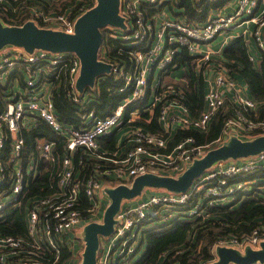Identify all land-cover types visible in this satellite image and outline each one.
<instances>
[{
    "label": "built area",
    "instance_id": "built-area-1",
    "mask_svg": "<svg viewBox=\"0 0 264 264\" xmlns=\"http://www.w3.org/2000/svg\"><path fill=\"white\" fill-rule=\"evenodd\" d=\"M173 6L169 0H120L119 14L125 28H108L111 36L121 40L119 52L126 53L125 58L108 59L100 48L99 59L109 62L112 73L122 80L117 90L126 93L123 99L127 100H120L115 110L105 116L92 110L83 113V127L60 120L52 95L42 84V74L57 78L61 68L67 67L69 83L75 87L81 67L76 54L43 49L30 53L13 45L9 50L0 49V217L23 204L27 227L25 236L0 232V264H58L64 248L70 251L65 264H81L84 250L77 247L78 234L83 235L88 222L99 221L97 217L90 221L87 218L100 210L104 213L102 206L109 198L107 188L120 183L131 186L136 176L149 172L178 176L195 159L232 136L243 139L264 133V118L251 117L257 116L263 101L248 95L246 82L236 79L208 45L225 31L241 27L243 34L251 28L264 55V0H235L228 13L219 9L198 23L182 10L171 16L166 10L176 9ZM29 7L44 23H53L50 28L74 32L78 16L43 15L37 8ZM152 7L155 10L149 13ZM182 47L192 55L196 73L203 75L206 84L205 107L197 116L191 115L180 100L183 94L178 84L168 83L170 79L184 80L170 77L172 71L166 73V67L173 64L176 51ZM249 56L253 61L257 59L252 51ZM184 67L188 70L187 64ZM17 69L25 75L21 88H15L18 78L6 80L8 72ZM75 93L76 100L80 97L81 103L86 101ZM85 93L88 97V91L82 94ZM137 100L144 101L145 110L161 106L159 121L167 136L135 124L130 125L120 147L102 148L103 136L139 117V108L127 113L128 105ZM221 112L229 114L214 140L197 143L190 135L169 147V138L178 128L207 131ZM38 118L64 140L61 154L55 150V139L39 138L37 157L25 156V131L33 128ZM40 159L48 160L55 182L47 192L28 195L30 181L42 172ZM253 187L264 190V149L238 159L215 161L186 191L152 190L146 186L136 197L122 200L112 233L100 237L96 264H133L132 256L143 245L147 226L164 223L173 216L204 214L207 206L228 204L239 191ZM262 241L264 224L242 237L218 240L213 246L214 259L200 264L216 260L218 246L244 252L248 246L260 247Z\"/></svg>",
    "mask_w": 264,
    "mask_h": 264
},
{
    "label": "trees",
    "instance_id": "trees-1",
    "mask_svg": "<svg viewBox=\"0 0 264 264\" xmlns=\"http://www.w3.org/2000/svg\"><path fill=\"white\" fill-rule=\"evenodd\" d=\"M1 0L0 21L6 25H21L29 19L36 20L40 26H45L41 16H35L29 6H33L44 14L51 11L58 14H66L69 18H75L86 9L92 7L96 0ZM61 3L62 7L58 6ZM229 0H169L183 8L191 19L203 21L207 19L212 10L223 7ZM155 10L149 9V13ZM102 44L108 59H124L126 53H120L121 40L109 34V28H102ZM249 46L243 35L235 36L228 40L222 50L223 63L230 69L232 75L245 81L250 90V96L263 101L258 114L252 115L254 119L264 118V55L261 59L253 61L249 56ZM183 63L188 64V70L184 72V80H168V83L176 82L182 91L180 100L187 106L193 116L199 115L205 107L206 84L203 75L196 73L193 57L186 48H180L174 55L173 64L166 67V73L171 72ZM52 77V78H51ZM53 79L54 88L52 99L60 120L67 124L73 123L76 127H83L80 115L85 110L94 108L97 115L105 116L112 113L120 100L127 94L120 93L117 89L122 85V80L114 73L102 75L94 86L86 90L91 95L88 102L81 104L80 97L76 100L71 96L72 86L68 80V68L62 67L58 78ZM240 78V79H239ZM144 101L137 100L130 103L129 110L139 108V117L131 122L141 126L144 130L167 136L159 121L161 106H155L152 110L144 109ZM228 112H221L211 122L207 131L193 128H178L169 138V147L183 139L185 136H194L197 143H207L214 140L221 133ZM26 150L25 156L38 155L36 144L39 138L46 140L55 139V150L63 151L64 140L56 134L47 123L37 119V124L29 131H25ZM116 132L111 133L106 140V147L116 149ZM61 156V155H60ZM42 172L35 180L30 181L28 195L37 192L44 193L51 190L50 184L55 182L53 168L46 159H40ZM26 195V196H28ZM87 204V201H85ZM264 224V190L253 187L246 191H239L237 197L228 204H216L207 206L205 213L198 216H173L170 220L150 226L144 230L142 243L146 240V246L140 257L133 264H200L214 259L213 246L222 238L229 236L242 237L253 231L254 228ZM0 232L12 235L25 236L27 234L25 206L22 204L11 208L6 216L0 217ZM70 257V251L63 249L62 257L58 264H65Z\"/></svg>",
    "mask_w": 264,
    "mask_h": 264
},
{
    "label": "water",
    "instance_id": "water-1",
    "mask_svg": "<svg viewBox=\"0 0 264 264\" xmlns=\"http://www.w3.org/2000/svg\"><path fill=\"white\" fill-rule=\"evenodd\" d=\"M119 3L120 0H96L92 7L77 17L73 33L40 26L34 20H27L21 25H6L0 21V49L6 45H13L22 47L30 53L36 49H43L76 54L81 63L76 88L83 93L88 87L94 86L100 76L112 73L111 64L99 59V51L103 27L125 28L124 18L119 14ZM263 149L264 133L251 139L232 136L228 142L209 149L204 156L195 159L178 176L149 172L136 176L131 186L120 183L107 188L110 201L104 210L102 221H90L84 227L86 244L81 264H96L100 237L112 233L114 216L123 199L136 197L146 186L186 191L194 179L215 161L238 159ZM216 253L217 259L209 264H264V241L258 248L246 247L244 252L231 246H218Z\"/></svg>",
    "mask_w": 264,
    "mask_h": 264
},
{
    "label": "crops",
    "instance_id": "crops-1",
    "mask_svg": "<svg viewBox=\"0 0 264 264\" xmlns=\"http://www.w3.org/2000/svg\"><path fill=\"white\" fill-rule=\"evenodd\" d=\"M231 2L232 1L226 3L223 7L219 8V9L221 11H226V10L229 9V11H230L232 9ZM179 9L180 10H183V8H181V7H179ZM219 9H215V11H217ZM241 32H242V28L241 27L234 28L233 30H230V31H225L221 35H219L217 38H215L211 43L208 44L213 49V54H215L216 58L223 59L222 50H223V47L225 46V44L228 42V40H230L231 38H233L235 36H241V35H243L244 38L247 41V44L249 46L250 51H252L253 53H255L256 56H257V58L259 60L261 59V56L263 55V53L260 52V50L258 49V47L256 45V42H255V40H254V38L252 36V33H251V28H248L243 34ZM184 65H185V63H183L182 65H180V66L176 67L175 69H173L170 77H172V78H174L176 80H179L180 78H184V72L186 71ZM16 71L17 72H15V71H12L11 73L8 72L7 77H6V80L8 82L9 79H10V77H16V78L20 79V80H18V79L15 80V88H21L22 85H23V80H24V76L25 75L22 72H18V69ZM49 76L51 77L52 75L51 74H42V77L44 78L42 84H43L44 88L53 96V88H54L55 85H54V83L52 81L53 79H51L52 77L49 78ZM97 80H96V82H97ZM243 82H245V81H243ZM246 90L248 92V95H250V90L248 89V86H246ZM73 91H76L75 94H77V96H80L81 95V97L86 98V101L83 102V103H81V104H84V105L88 102L89 97L91 96L88 93V97H86V93L85 94H82V92L78 91V89L76 88V86L75 87H72L71 92H70L71 96H74ZM90 110H92L95 114H97L94 108H90L88 111H90ZM88 111L85 110L80 115V119H81V122H83V124H84V120H83V115L84 114L83 113L88 112ZM67 124H70V125L75 126L73 123H67ZM130 125H134V124L131 123V122H128V123L125 122L122 125L123 127L125 126L124 127L125 129L124 130H123L122 126H121V127L117 128V129H115L114 131L111 132V133L116 132V137H117L116 138V142H115L116 148L117 147H120L124 143L125 136L127 134V132L124 133V131H128ZM110 134H107V135H105V136H103L101 138L100 143H101V147L102 148H105L106 147V140H105V138H107ZM41 140H44V138H42Z\"/></svg>",
    "mask_w": 264,
    "mask_h": 264
},
{
    "label": "rangeland",
    "instance_id": "rangeland-1",
    "mask_svg": "<svg viewBox=\"0 0 264 264\" xmlns=\"http://www.w3.org/2000/svg\"><path fill=\"white\" fill-rule=\"evenodd\" d=\"M230 1H232L231 3H233L235 0H229L228 2H230ZM227 2V3H228ZM58 6L61 8L62 7V5H61V3H60V1H59V3H58ZM174 8H176V9H173V8H167V12L168 13H170V15L171 16H173V17H175V16H177L178 15V13L181 11L180 9H179V7L178 6H176V5H174L173 6ZM212 13H214L215 12V10H212L211 11ZM210 12V13H211ZM223 12H225V13H228L229 12V9L228 10H226V11H223ZM210 13H209V16H210ZM56 13L55 12H53V11H51V13H49L48 15L49 16H54ZM198 20H195V23H198L197 22ZM203 21H205V20H203ZM45 24V26L44 27H49L50 25H54L53 23H50V22H45L44 23ZM220 38V37H219ZM11 48V45H6V46H4L3 47V49L4 50H9ZM102 49V48H101ZM123 98H125V97H123ZM123 100H127V99H123ZM125 127V126H124ZM123 126H122V128H123V130L125 129ZM121 128V129H122ZM120 129V130H121ZM127 131H124V133H126ZM256 135H258V133L257 134H251V135H248V136H243L244 138L243 139H251V138H253V137H255ZM150 189H152V190H159V189H165V188H159V187H150ZM228 198H230V197H228ZM105 203L103 204V206H102V210L104 209L105 210V208H106V206H107V204L109 203V201H110V198H105ZM100 208H101V206H100ZM95 217H97L98 219H99V221H102V219H103V211H98L97 212V214H96V216H88V218H87V221H90V220H92V219H94ZM150 226H153V225H149V226H147L146 228H149ZM81 230V229H80ZM80 230H79V232H80ZM78 239H79V241H78V249L80 250H84V248H85V244H86V240H85V238H84V234L82 235V232L80 233V234H78ZM145 246H146V240L143 242V245H141V247H140V249L138 250V252H136L133 256H132V259H131V261H132V263H134L139 257H140V255L142 254V252L144 251V249H145ZM75 264H77V261L75 262Z\"/></svg>",
    "mask_w": 264,
    "mask_h": 264
}]
</instances>
